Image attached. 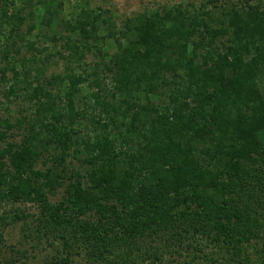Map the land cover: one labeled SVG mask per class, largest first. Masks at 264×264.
I'll use <instances>...</instances> for the list:
<instances>
[{
  "label": "trees",
  "instance_id": "trees-1",
  "mask_svg": "<svg viewBox=\"0 0 264 264\" xmlns=\"http://www.w3.org/2000/svg\"><path fill=\"white\" fill-rule=\"evenodd\" d=\"M253 1L119 23L90 0H0V204L38 207L0 214V243L21 217L28 236L60 239L47 264H68L69 250L137 264L146 234L222 243L247 264L241 228L264 210V0Z\"/></svg>",
  "mask_w": 264,
  "mask_h": 264
},
{
  "label": "rangeland",
  "instance_id": "rangeland-1",
  "mask_svg": "<svg viewBox=\"0 0 264 264\" xmlns=\"http://www.w3.org/2000/svg\"><path fill=\"white\" fill-rule=\"evenodd\" d=\"M69 1L71 5H74L79 0ZM223 1L230 4V2H237L239 0H221V2ZM205 2L206 0H90L92 7L110 10L111 15L119 23L126 17L144 12L147 9H160L163 6H173L175 4H182L183 6L192 8L194 6L198 7L201 3ZM70 11L71 7L67 6L64 10V15L70 16ZM3 113L4 111L1 109L0 115ZM51 199L57 201L60 199V195L51 196ZM11 203L4 202L0 204L1 215L5 216L8 214L10 207L20 212L22 209H26V211L37 213L38 207L30 203ZM258 220V225H249L245 229L244 227L241 228V231L244 230L245 237L247 238L243 242L246 253L242 257L247 264H260L263 261L261 255L252 245L257 241L254 234L263 236L262 243L264 242V210L259 209ZM25 221V219L17 217L14 220L12 219L9 225L4 226L1 236L2 242L0 243V257L2 254L6 258L22 259L27 261V264H47V262L54 258V255L61 253L62 243L60 239L51 236L47 241L44 238L28 236L25 234ZM31 227L34 228L33 226ZM134 240H137V245L140 244L141 246L139 250L135 246L130 250L131 254L136 257L137 264H181L185 260L190 259H192L190 264H235L234 261L229 260L233 252L231 246H225L222 243L213 245L211 241L206 239H189L190 244L185 243L181 248H174L169 245L163 246L152 234L137 236ZM63 254L66 255V252L64 251ZM68 257V264H87L86 255L77 253L75 250L72 252L69 250Z\"/></svg>",
  "mask_w": 264,
  "mask_h": 264
}]
</instances>
